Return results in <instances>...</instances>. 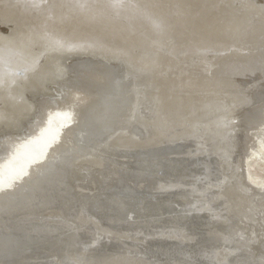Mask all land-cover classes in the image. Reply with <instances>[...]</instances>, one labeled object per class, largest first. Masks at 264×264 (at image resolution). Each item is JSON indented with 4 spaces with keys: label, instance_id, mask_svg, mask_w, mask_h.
<instances>
[{
    "label": "bare ground",
    "instance_id": "6f19581e",
    "mask_svg": "<svg viewBox=\"0 0 264 264\" xmlns=\"http://www.w3.org/2000/svg\"><path fill=\"white\" fill-rule=\"evenodd\" d=\"M263 157L264 0H0V264H264Z\"/></svg>",
    "mask_w": 264,
    "mask_h": 264
},
{
    "label": "water",
    "instance_id": "95a60500",
    "mask_svg": "<svg viewBox=\"0 0 264 264\" xmlns=\"http://www.w3.org/2000/svg\"><path fill=\"white\" fill-rule=\"evenodd\" d=\"M157 46L159 48H162V50H160L161 52H154V53L152 52L153 55L156 56V58H159L160 61H162V64L161 65H160V63H158L156 65V67H153L154 68V71H156L157 73H159L160 68L162 70H165L166 69V67L164 65V62H167V65L169 67L174 64L175 69L176 68H181L183 70V69H186L185 68V64L189 65L188 62L190 61V59H192V58H189V56H187L188 54H187L186 51H182L181 48L176 47L175 43L171 39L165 40V42L159 43ZM193 55L195 56L197 54L195 53ZM173 62H175V63H173ZM174 66H173V68H174ZM176 70L179 71V69H176ZM253 74L254 73H252V75ZM238 76H240V75H238ZM153 77L157 78V75H155ZM152 81H153V79H152ZM211 112H214V111H211ZM149 122H150L149 123V126H148L149 133H150L149 137H152V136L158 135V134H160V136H161V135L164 134L163 131H160V129L162 128V125L165 124L164 123L165 121H163L162 118L161 119H158L157 117L151 116L149 118ZM200 133H202V129H198V131H197L198 136H200L199 135ZM190 136H194V135H190ZM216 138H217L216 135H213L212 136L213 142H214V140H216ZM176 140H178L176 142L179 143V144H181L183 142H189V141L191 142V141H193L192 138L191 139L184 138V140H181L179 138V139H176ZM162 141L165 142L167 140L164 139ZM205 141H208V140H205ZM148 142L149 141L147 140V142H145V143H148ZM155 142H157V141H155ZM213 142L212 141L210 142V143H212V147L214 145ZM216 142H218V139H217ZM138 143H140V141ZM150 144H154V142H150ZM233 151L232 152H230V150L224 151L223 154H224L225 157L228 158V161H229L230 165L232 166L231 169L233 170V173H239L240 172V175L242 176V178L244 179V181L242 179H241V181H239V180L235 179V177L234 178H231L230 183L228 182L229 184L226 185V188H227V192L230 193L231 195H233V197L235 198V200H237V202L240 201L242 203V206H240V211L242 213H244V214L249 215V210L251 208V206H249V204L251 202L250 201V198L251 197L248 194H252V193L253 194H256L257 198L259 197L260 200H263L262 199L263 197H261V195H260L262 193H257V191L255 190V188L247 180H245V178H244V177H246V175H245L244 170H242V166H241V164H242V157H243L242 151L241 150L238 151L239 152L238 154H235ZM132 153H134V154H136L138 156H143V155L144 156H147V155H145L146 153L145 152H141V150H135V152H132ZM214 160H215V158H212V162H214ZM238 165H239V168H238ZM211 166H212V171H213L215 169L214 163H212ZM240 166H241V168H240ZM205 168H211V167H205ZM252 219H253V217H252ZM262 220H264V217H263ZM262 227L264 229V226H262ZM122 262L124 264H130V262H128L127 260H124V261H116V262H114V264H121Z\"/></svg>",
    "mask_w": 264,
    "mask_h": 264
},
{
    "label": "rangeland",
    "instance_id": "374dc122",
    "mask_svg": "<svg viewBox=\"0 0 264 264\" xmlns=\"http://www.w3.org/2000/svg\"><path fill=\"white\" fill-rule=\"evenodd\" d=\"M248 165H250L248 166L249 176L253 177L254 182L257 183L256 185L263 186L264 185V157L262 160H259L258 162L254 161L253 159H250V162Z\"/></svg>",
    "mask_w": 264,
    "mask_h": 264
}]
</instances>
